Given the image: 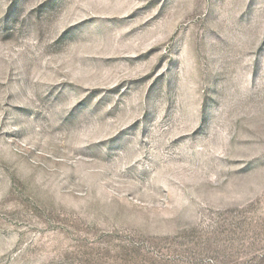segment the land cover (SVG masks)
Here are the masks:
<instances>
[{
	"label": "rangeland",
	"instance_id": "obj_1",
	"mask_svg": "<svg viewBox=\"0 0 264 264\" xmlns=\"http://www.w3.org/2000/svg\"><path fill=\"white\" fill-rule=\"evenodd\" d=\"M0 264H264V0H0Z\"/></svg>",
	"mask_w": 264,
	"mask_h": 264
}]
</instances>
